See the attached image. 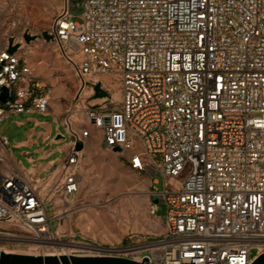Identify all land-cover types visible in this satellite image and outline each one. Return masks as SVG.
Segmentation results:
<instances>
[{
  "label": "built area",
  "instance_id": "obj_1",
  "mask_svg": "<svg viewBox=\"0 0 264 264\" xmlns=\"http://www.w3.org/2000/svg\"><path fill=\"white\" fill-rule=\"evenodd\" d=\"M37 42L57 44L77 79L61 120L71 138L54 170L35 176L0 134V250L144 264H250L264 253V0H63L48 28L0 39V122L53 115L29 58ZM97 82L119 98L90 103ZM91 128L148 180L150 213L164 206L159 232L98 243L59 229L84 207L74 146Z\"/></svg>",
  "mask_w": 264,
  "mask_h": 264
},
{
  "label": "rangeland",
  "instance_id": "obj_2",
  "mask_svg": "<svg viewBox=\"0 0 264 264\" xmlns=\"http://www.w3.org/2000/svg\"><path fill=\"white\" fill-rule=\"evenodd\" d=\"M62 4L63 0H0V39L24 28L35 32L48 28ZM73 10L79 14L78 9ZM74 20L80 21V18L75 16ZM29 58L34 63L39 80L51 91V112L57 117L55 120L52 114L19 113L11 114L0 122V134L7 136L12 156L26 169L30 168L31 162L24 154L25 150L37 158L44 150L52 149L50 157L56 159V164L65 155V149L58 146H64L71 136L61 120L66 116L65 108L78 85L70 64L61 56L54 42H37L32 46ZM102 87L112 95L117 91L107 82ZM97 99L90 97L88 101L100 102ZM35 119L50 121L54 128H59L65 139L52 143L43 140L42 135L32 132ZM91 129L92 138L85 142L86 149L82 152L79 168L82 181L78 200L84 202V207L64 221L61 229L71 226L76 233L73 237L75 241L98 243L124 241L129 234L142 237L147 233L159 232L162 229L163 204H158L155 214L150 213L148 190L143 187V177L127 168L115 150L103 146L99 130ZM30 136L35 141L32 145L19 144ZM88 149L91 154L86 161ZM157 178L160 187L161 177ZM52 225H56L55 220Z\"/></svg>",
  "mask_w": 264,
  "mask_h": 264
},
{
  "label": "water",
  "instance_id": "obj_3",
  "mask_svg": "<svg viewBox=\"0 0 264 264\" xmlns=\"http://www.w3.org/2000/svg\"><path fill=\"white\" fill-rule=\"evenodd\" d=\"M46 40H50L52 36L47 32H42ZM26 41L33 39V36L25 34ZM17 45H12V38H9L8 51L14 52ZM94 91L96 97L107 96L108 92L101 86L100 82L95 83ZM6 97L5 89H2L0 98L4 100ZM57 137H62L58 134ZM83 144L76 142L74 148L82 149ZM156 201V200H155ZM0 264H144L128 258L110 255H33L25 253L4 252L0 250ZM250 264H264V253L259 254Z\"/></svg>",
  "mask_w": 264,
  "mask_h": 264
},
{
  "label": "crops",
  "instance_id": "obj_4",
  "mask_svg": "<svg viewBox=\"0 0 264 264\" xmlns=\"http://www.w3.org/2000/svg\"><path fill=\"white\" fill-rule=\"evenodd\" d=\"M34 124L35 127L32 132H35V134H37L38 136L42 135L43 140L49 141V143L58 142L61 140L59 139V137H57L58 136L57 132H61V131L57 126H55L54 128L50 121H40L38 119H35ZM34 142H35L34 138L30 136L28 139L22 140L19 144H28L30 146ZM67 147H68L67 142L64 144V146H58L59 149H65V151L67 150ZM51 153H52V149L44 150L42 154L38 155V157L35 158L31 155V153L28 150H25L24 154H26L27 159L31 162V166L27 170L35 176H43L53 171L56 166V159L50 157ZM142 182L144 189L148 190L149 189L148 180L146 178H142Z\"/></svg>",
  "mask_w": 264,
  "mask_h": 264
},
{
  "label": "bare ground",
  "instance_id": "obj_5",
  "mask_svg": "<svg viewBox=\"0 0 264 264\" xmlns=\"http://www.w3.org/2000/svg\"><path fill=\"white\" fill-rule=\"evenodd\" d=\"M113 97H115V98H119V92H118V91H115V92L113 93ZM103 98H104V97H101V98H98L97 100L101 101V100H103ZM85 149H86V144H84V147L82 148V152L85 151ZM89 149H90V148H89ZM89 149L87 150L86 161H88L89 158H90V154H91V152H90ZM62 227H63V225L60 226L59 229H61ZM64 243H66V242H64ZM66 244H68V243H66Z\"/></svg>",
  "mask_w": 264,
  "mask_h": 264
}]
</instances>
